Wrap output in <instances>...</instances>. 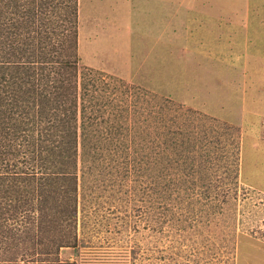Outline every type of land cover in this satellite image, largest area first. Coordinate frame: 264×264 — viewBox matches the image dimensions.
<instances>
[{
	"label": "rangeland",
	"instance_id": "obj_1",
	"mask_svg": "<svg viewBox=\"0 0 264 264\" xmlns=\"http://www.w3.org/2000/svg\"><path fill=\"white\" fill-rule=\"evenodd\" d=\"M250 12L0 0V264H264Z\"/></svg>",
	"mask_w": 264,
	"mask_h": 264
},
{
	"label": "crops",
	"instance_id": "obj_2",
	"mask_svg": "<svg viewBox=\"0 0 264 264\" xmlns=\"http://www.w3.org/2000/svg\"><path fill=\"white\" fill-rule=\"evenodd\" d=\"M247 22L250 23L251 25L250 26L251 31L249 34L250 38L247 39V46L251 48L248 49L250 51L249 56L256 53H261L262 55H264V53L261 52V50L264 48V17L258 18L257 16H254L250 12Z\"/></svg>",
	"mask_w": 264,
	"mask_h": 264
},
{
	"label": "trees",
	"instance_id": "obj_3",
	"mask_svg": "<svg viewBox=\"0 0 264 264\" xmlns=\"http://www.w3.org/2000/svg\"><path fill=\"white\" fill-rule=\"evenodd\" d=\"M87 80H88L87 85H86V83H84L83 86H81V89L84 88V90L82 91V94L80 95V104H81V106H80V109H81L80 112H81V116L83 117V119L85 117V111L87 110L86 107L87 108L88 107L90 108V107H92V104H94V98H92V97L89 98L88 97V93H87V89H86L87 86H88V84L91 81L92 84H93V86L96 87V89L99 88L98 87V84L95 81L93 82L90 78L87 79ZM61 83H62V81L60 83H58L59 85H57V87L55 89H58L59 90L62 87V85H63V84L61 85ZM10 90H12V93L17 91L16 87L14 89H10ZM7 92L10 93L9 90ZM7 92L5 94H7ZM57 127H60V126H57ZM82 131H84V129H82ZM62 137H63V134H62Z\"/></svg>",
	"mask_w": 264,
	"mask_h": 264
}]
</instances>
